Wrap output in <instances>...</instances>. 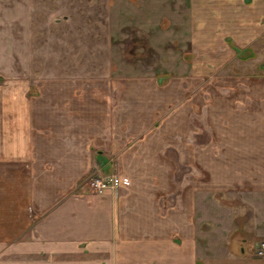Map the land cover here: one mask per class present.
<instances>
[{
	"label": "crops",
	"instance_id": "obj_1",
	"mask_svg": "<svg viewBox=\"0 0 264 264\" xmlns=\"http://www.w3.org/2000/svg\"><path fill=\"white\" fill-rule=\"evenodd\" d=\"M161 1L182 5L188 29L177 80L178 95L192 100L178 110L177 159L198 173L183 174L175 187L167 163L160 176L148 173V135L104 138L109 106L93 94L98 87L29 82L28 0H0V264H264L254 249L264 238V0ZM207 79L212 136L197 146L184 110L201 105ZM160 153L150 157L168 159ZM111 154L119 188L85 191L84 178L102 176L100 160ZM218 206L240 219L243 249L217 251Z\"/></svg>",
	"mask_w": 264,
	"mask_h": 264
},
{
	"label": "rangeland",
	"instance_id": "obj_2",
	"mask_svg": "<svg viewBox=\"0 0 264 264\" xmlns=\"http://www.w3.org/2000/svg\"><path fill=\"white\" fill-rule=\"evenodd\" d=\"M173 4L169 8L163 3L161 8V0H28L32 51L29 82L41 83V89L48 88L50 78L70 89L81 82L90 88L98 87L93 94L105 96V104L109 106L104 138H127L132 143L134 137L148 135V173L153 169L160 176V169L166 168L167 163L169 181L175 187L183 174H193L197 169L177 159L181 138L177 134L178 110L192 96L178 95L177 77L186 67L179 62L178 52L188 47V29L184 8L181 5L182 9L178 10L177 1ZM164 72L169 78L161 80L167 75L161 76ZM183 85L186 87L187 80L181 82ZM212 85L209 79L201 81L200 87L205 90L201 105L195 111L184 110L189 125L194 128L189 141H195L197 146L205 145L212 136L208 97ZM74 94H79L78 90H73L75 98ZM161 105H166L164 112H160ZM153 107L157 110L151 117ZM140 115L143 119H131ZM116 127L120 128L119 133L114 131ZM162 151L168 154L167 160L150 157ZM112 156L100 160L102 169L106 170L102 176L120 174L119 164ZM98 175H87L84 183ZM153 182L160 183V178ZM235 200L238 199H230L231 203ZM229 209L220 206L212 209L216 221L212 227L214 244L219 253L244 248L236 238L243 231L241 224L234 223L240 219L229 218ZM208 211L202 207V219ZM240 212L244 213L242 209ZM201 228L208 231V223L202 222ZM263 239L257 240L255 247Z\"/></svg>",
	"mask_w": 264,
	"mask_h": 264
},
{
	"label": "built area",
	"instance_id": "obj_3",
	"mask_svg": "<svg viewBox=\"0 0 264 264\" xmlns=\"http://www.w3.org/2000/svg\"><path fill=\"white\" fill-rule=\"evenodd\" d=\"M119 188L118 183V175H110V176H93L90 177L85 183H84V190L102 195L105 194L108 191H115ZM255 255L257 257H264V239L258 242V244L255 247Z\"/></svg>",
	"mask_w": 264,
	"mask_h": 264
}]
</instances>
